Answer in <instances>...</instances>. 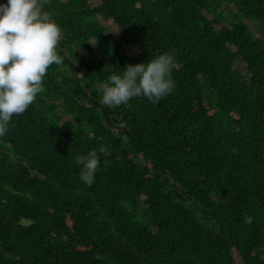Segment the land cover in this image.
Instances as JSON below:
<instances>
[{"label": "trees", "instance_id": "trees-1", "mask_svg": "<svg viewBox=\"0 0 264 264\" xmlns=\"http://www.w3.org/2000/svg\"><path fill=\"white\" fill-rule=\"evenodd\" d=\"M45 11L63 64L0 137V264H264V0ZM165 52L168 96L100 103L113 72ZM101 146L88 185L73 157Z\"/></svg>", "mask_w": 264, "mask_h": 264}, {"label": "clouds", "instance_id": "clouds-1", "mask_svg": "<svg viewBox=\"0 0 264 264\" xmlns=\"http://www.w3.org/2000/svg\"><path fill=\"white\" fill-rule=\"evenodd\" d=\"M49 4L50 0H7L0 4V137L9 131L13 116L24 114L44 92L48 68L63 64L57 52L62 31L45 11ZM174 56V52H165L146 63L127 64L121 74L113 72L99 85L100 103L115 108L134 97L159 103L175 86ZM98 152L104 154L107 148L101 146L98 151L73 157L80 180L88 185L99 168ZM245 222L250 218L245 216Z\"/></svg>", "mask_w": 264, "mask_h": 264}, {"label": "rangeland", "instance_id": "rangeland-1", "mask_svg": "<svg viewBox=\"0 0 264 264\" xmlns=\"http://www.w3.org/2000/svg\"><path fill=\"white\" fill-rule=\"evenodd\" d=\"M106 25L108 26V31H107V32H108L111 36H113V35L116 33V28H115V26H114L112 23H110V22L106 23ZM126 52H127L128 54H130V55H132V54L135 53L134 49L131 48V47H128V48L126 49ZM2 152H3V153L5 152L8 156L12 157L10 153H7L6 151L2 150V148L0 147V153H2ZM17 162H19V161H17ZM19 164H22V163L19 162ZM178 199H179V200H183V199H184V195H183V193L180 192L179 190H178ZM188 207L191 208L195 213L198 214V209H196V208H194V207H190V206H188Z\"/></svg>", "mask_w": 264, "mask_h": 264}]
</instances>
